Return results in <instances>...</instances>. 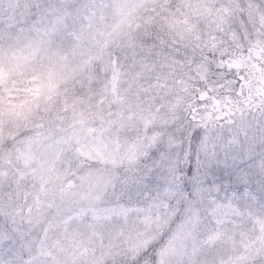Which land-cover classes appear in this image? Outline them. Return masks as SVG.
Here are the masks:
<instances>
[{
    "label": "rangeland",
    "instance_id": "1",
    "mask_svg": "<svg viewBox=\"0 0 264 264\" xmlns=\"http://www.w3.org/2000/svg\"><path fill=\"white\" fill-rule=\"evenodd\" d=\"M253 2L248 0L247 4ZM20 5L25 9L28 5H39L35 11L46 25L51 21L59 24L61 29L67 27L76 33L83 32L86 38L77 41L72 36L63 43L60 39L41 42L44 30L35 24L0 36V62L11 63L18 73L51 71L56 84L50 94L35 99L28 110L11 116L5 113L2 121L5 129L9 125L28 123L42 111H53L67 123L60 128L59 135L47 133L67 138L66 154L53 157L54 170L42 186H34L32 176L26 175L17 192L16 203L22 206L21 196L30 195L31 214L25 215L24 220L32 228L44 225L43 236L36 241V251L37 254L41 250L50 253L51 258L45 256L42 264H103L115 246H130L128 237L117 239L115 228L104 221L90 223L82 214L77 215V210L98 204L105 198V191L113 203L128 204L130 197L120 187L115 188L119 195H114L111 188L83 183L79 166L71 163L76 158L74 152L89 156L88 161L92 163L95 159L92 157L94 138L116 139L124 146L137 129L146 131L152 122L162 119L154 97L143 94V91L151 92L150 81L167 85L170 93L184 92L190 86L180 76L184 64L172 55L146 56L129 67L127 76H121L115 82L105 80L102 71L97 74L101 43L108 39L121 43L113 38L145 5H150L153 14H146L138 27L159 23L172 37L169 49L200 46V42H207L203 38L215 30L214 26H230L234 31H241L239 16L233 15L239 5L236 0H0V21L18 15L22 17ZM156 11L161 15L153 18ZM65 19L67 25L63 23ZM90 22L91 28L88 27ZM136 38L127 41L149 52ZM133 85L141 91L129 95ZM193 86L199 87L198 84ZM13 94L20 95L15 91ZM129 109L135 111L131 119L127 117ZM244 117L242 126L237 127H226L224 120L216 121L213 131H208L206 136L218 137L223 133L227 139L238 135L240 143L226 144L218 139L206 143L204 137L203 147L196 151L199 166L191 173L183 168L184 162L180 160L186 138L179 128L172 129L177 147L169 154L171 165L160 167L158 159L146 160L144 164L154 175L146 171L141 182L143 186L139 190L132 189V202H140L175 179V194L181 207L187 206L189 201H199L206 208L211 201L243 203L248 196L252 197L242 206V217H229L233 222L225 225L223 242L215 247L212 242L208 243L201 264L205 261L207 264H243L241 257L245 245L264 237V174L256 173L264 165V115L251 110L245 111ZM238 118L236 114L231 117ZM245 128L247 137L243 135ZM139 140L143 141V135ZM251 156L256 158L250 163ZM27 164L23 154L12 150L4 152L0 162V189L14 179V171L27 173ZM92 167L103 169V164ZM72 179L77 180L75 187L68 184ZM120 196H123L122 201ZM15 211L19 214L21 208L16 207ZM118 219L111 223L117 224Z\"/></svg>",
    "mask_w": 264,
    "mask_h": 264
},
{
    "label": "snow or ice",
    "instance_id": "2",
    "mask_svg": "<svg viewBox=\"0 0 264 264\" xmlns=\"http://www.w3.org/2000/svg\"><path fill=\"white\" fill-rule=\"evenodd\" d=\"M39 7L28 5L25 9L24 5H20L23 16L0 21V36L35 24L44 30L41 42L60 39L63 43L72 36L77 41L86 38L83 32L76 33L67 27L61 29L59 24H52L51 21L46 25L35 11ZM237 14L243 35L230 26L225 28L221 25L214 26L215 30L203 38L207 42H200V46L193 45L182 50L179 46L176 49L165 46V54L184 64L180 76L190 87L184 92L170 93L167 92V85L150 81L151 92L143 91V94L154 97L162 119L152 122L146 131L137 129L124 146L116 139L94 138L92 157L95 159L92 163L103 164V169L91 167L89 156L74 152L76 158L71 163L79 166L83 183L111 188L114 195H119L115 193V188L120 187L130 197L128 204L113 203L108 200L105 191V198L98 204L77 210V215L82 214L90 223L104 221L115 228L117 239L128 237L130 246H115L110 258H105L103 264H201V256H206L208 243L212 242L213 247L222 243L225 225L233 222L229 217H242V206L252 200L248 196L243 203L236 200L227 203L211 201L206 208L199 201H189L187 206L181 207V201L175 194V179L155 195L140 202L131 200L134 195L132 189L139 190L143 186V174L148 171L149 175H154L144 164L146 160L158 159L160 167L171 165L169 154L177 147L171 131L183 124L184 119L189 121V130L199 125L212 132L217 120H226L231 127L242 126L245 111L253 108L264 115V0L241 3L233 12V15ZM63 23L67 25L68 22L65 19ZM88 27L91 28V22ZM141 39L145 44L154 45L151 52L143 51L134 42L104 40L98 49L100 66L97 74L102 71L105 80L115 82L121 76H127V70L135 62L146 56L154 58L160 48L159 41L150 37ZM241 61L243 66L237 67ZM195 84L199 87L193 86ZM55 87L51 71L18 73L11 63L0 62V93H3L0 94V137L5 131L2 123L5 113L11 116L28 110L35 99L50 94ZM14 91L20 95H14ZM137 91L141 89L133 85L129 95ZM185 112L187 117L183 115ZM237 112L240 113L239 118L231 119ZM134 114V109H129L127 117L131 119ZM38 127L41 129L39 132L18 128L0 145L5 150L23 154L29 170L27 173L14 171V179L0 189V264H42L45 256L51 258L50 253L41 250L37 254L36 251V241L43 236L44 225L32 228L24 220L25 215L31 214L32 197L21 196L22 206L16 203L17 192L23 186L26 175L32 176L34 186H42L54 170L53 157L66 154L67 138L50 136L42 130L43 125ZM140 135H143L142 142ZM197 135L198 132L194 133V138ZM243 135H248L246 128ZM212 139L233 145L240 143L238 135L227 139L223 133H219L218 137L205 136L206 143ZM255 158L251 156L250 163ZM81 161L84 163L81 164ZM256 173L264 174V165ZM68 184L75 187L77 180H69ZM122 200L123 196H120ZM256 202L260 203L259 200ZM16 207L21 208L19 214L15 211ZM117 218L118 223L113 225L111 222ZM241 259L243 264H264V237L245 245Z\"/></svg>",
    "mask_w": 264,
    "mask_h": 264
},
{
    "label": "trees",
    "instance_id": "3",
    "mask_svg": "<svg viewBox=\"0 0 264 264\" xmlns=\"http://www.w3.org/2000/svg\"><path fill=\"white\" fill-rule=\"evenodd\" d=\"M236 1L238 2L239 6L241 3L247 4V2H248V0H236ZM249 31H251V28H249ZM240 32L242 35L244 34L243 28L241 29ZM142 33H143L142 36L137 37L136 39L138 41L143 42V45H145V50H148L149 52H151L154 45L145 44L144 40L141 39V37H143V38H149L150 37V38L155 39L156 41H159V43H160L159 51L156 54L161 55V56L168 55V54L164 53V48H165V46L169 47L168 45L171 44L170 39L172 37L168 34L167 30H165V29L162 30L159 23H156L155 25H150V26L146 25L145 27H142ZM236 66L240 67V66H243V64H241V65L237 64ZM253 111H254V113H256L260 110L253 108L252 112ZM183 115H184V117H187V112H185ZM236 116L239 117L240 113L237 112ZM223 122L226 125V127L229 126L228 121L224 120ZM188 123H189L188 119H184L183 124H180L179 126H177V128H179V130L182 133L187 132L186 135L184 134V137L186 138L185 139V146L183 147L184 154L182 155L183 157H181L180 160H181V162H184L183 168L185 170H187L189 173H191L194 168H197L199 166V159L196 155V151L203 147V143H204L203 140H204V137L207 135L208 130L200 127L199 125H194L189 130L187 128ZM216 123L217 122H215V124ZM38 125L44 126L42 130L45 133H51V134L59 135L61 133L60 128H62L64 125L66 126L67 123L65 121H61V119H59V115L56 117V115L53 113V111H52V113L42 111L39 114H37V116H35L31 120H29L28 123H24V124L17 125V126H14V125L7 126V128L4 131L3 136L0 138V145H2L4 138H7L10 135H14L16 129L23 127V128H28V129H34L35 131L39 132V131H41V129L38 127ZM197 132H198V135L195 136V138H194V133H197ZM6 151H9V150H5L3 147H0V162H1V158L3 156V153ZM82 163H84V161H82ZM88 164L91 167L95 166V164L91 163L90 161H88Z\"/></svg>",
    "mask_w": 264,
    "mask_h": 264
},
{
    "label": "clouds",
    "instance_id": "4",
    "mask_svg": "<svg viewBox=\"0 0 264 264\" xmlns=\"http://www.w3.org/2000/svg\"><path fill=\"white\" fill-rule=\"evenodd\" d=\"M152 15L153 11L151 9L150 5H145L143 7V10L138 12L135 16L134 19H132L130 22H126L120 33L117 34V37H114L113 39H117L120 41H127V39L131 38V37H140L142 36V24L140 25V27H138L137 25L140 24V22L142 21L143 17L145 15ZM161 13L159 11L155 12V15L153 16V18L160 16ZM163 17H161L162 19Z\"/></svg>",
    "mask_w": 264,
    "mask_h": 264
}]
</instances>
